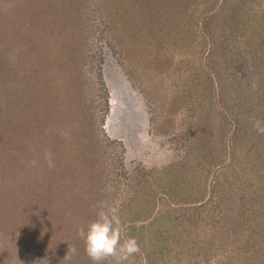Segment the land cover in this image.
I'll return each mask as SVG.
<instances>
[{"label": "rangeland", "instance_id": "rangeland-1", "mask_svg": "<svg viewBox=\"0 0 264 264\" xmlns=\"http://www.w3.org/2000/svg\"><path fill=\"white\" fill-rule=\"evenodd\" d=\"M148 1L0 0V264H92L101 201L125 264H264V2Z\"/></svg>", "mask_w": 264, "mask_h": 264}, {"label": "clouds", "instance_id": "clouds-1", "mask_svg": "<svg viewBox=\"0 0 264 264\" xmlns=\"http://www.w3.org/2000/svg\"><path fill=\"white\" fill-rule=\"evenodd\" d=\"M253 127L258 134L264 135V121L256 120ZM96 218L86 228L81 226L78 235L83 239L85 252L93 264H125L140 252V245L135 237H126L127 225L122 221L119 207L101 201L97 205ZM76 248L69 245L70 259L76 254Z\"/></svg>", "mask_w": 264, "mask_h": 264}, {"label": "trees", "instance_id": "trees-1", "mask_svg": "<svg viewBox=\"0 0 264 264\" xmlns=\"http://www.w3.org/2000/svg\"><path fill=\"white\" fill-rule=\"evenodd\" d=\"M78 0H76V2H77ZM166 1V0H165ZM183 1L184 0H177V2L179 3V4H181V3H183ZM186 2H188V0H185ZM196 1V0H195ZM200 2V1H199ZM219 2V0H216L215 1V3H212L211 4V6L210 7H208V8H206V13H207V15H205L204 14V21H203V24H201V19L198 21H196V24H197V27L201 30V31H203V30H205V32L206 33H211L212 31H214L213 29H212V24L214 23V24H216V28L217 29H219L220 28V30H222L221 32H223V30H224V28L226 27V26H228V25H231V26H228L226 29H225V31H226V33L227 32H236L238 35L240 34V30L242 29V32H243V34L245 33L244 32V26H248V21H247V19L245 20V14H246V10H245V5H247V1L246 0H239L238 2H236V4H234V5H231L230 7H227V8H220L219 10L217 9V3ZM263 2H264V0H263ZM153 3H155L154 1H152L151 2V0H149L148 1V4L149 5H153ZM244 3H245V5H244ZM247 8H248V6H246ZM79 7H77L75 10H77ZM73 9V10H74ZM150 9H153V8H150ZM223 10H226V12L224 13V15L223 16H221L220 14H221V12L223 11ZM178 11V13L179 14H181V12L183 13V12H186V10H185V8H181V7H179V9L177 10ZM204 12H205V10H204ZM204 12H202L201 14L203 15V13ZM260 17L262 18V20H263V22H264V9L262 10V12H261V15H260ZM203 20V19H202ZM247 21V22H246ZM241 25H242V28H241ZM140 26V23H139V25H136V27H137V29H138V27ZM212 26V27H211ZM234 26V27H233ZM144 28V27H143ZM231 28H233V31H228V29H230L231 30ZM239 28V29H238ZM241 28V29H240ZM263 29H264V27H263ZM139 31H143L142 30V27L141 28H139ZM241 32V33H242ZM248 39V38H247ZM244 40V39H243ZM223 45V47H226L225 45H224V42H222L221 44H220V46H219V48L221 49V46ZM245 45H247V46H251L252 45V42H250L249 44H247L246 42H245ZM252 53V55H248V58H247V63L249 64V65H251V63L250 62H252V63H254V58H256V56H255V53L252 51L251 52ZM223 54H224V51H223ZM228 61V60H227ZM227 61H225V63H227ZM246 62V61H245ZM253 65H255V64H253ZM14 127H16V126H14ZM11 132H17V128H13V129H11ZM33 133L34 132H29V133H22L23 135H24V137H29L30 136V134H32L33 135ZM261 135V134H260ZM19 136V135H18ZM33 136H35V135H33ZM261 136H263V135H261ZM204 193V192H203ZM192 199H194V198H192ZM195 200V199H194ZM202 206L203 205H201V206H199V207H197V208H195V210H197L198 208H202ZM256 209L257 210H261L259 207H257L256 206ZM72 211V210H71ZM256 213H259V212H256ZM255 213V214H256ZM156 234L158 235V237H159V240L162 242V241H164L165 240V237H166V235H165V232L164 231H161L160 229H159V231H157L156 232ZM92 264H93V262H92Z\"/></svg>", "mask_w": 264, "mask_h": 264}]
</instances>
